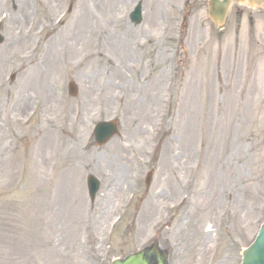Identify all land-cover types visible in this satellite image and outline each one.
I'll use <instances>...</instances> for the list:
<instances>
[{
	"label": "rangeland",
	"instance_id": "1",
	"mask_svg": "<svg viewBox=\"0 0 264 264\" xmlns=\"http://www.w3.org/2000/svg\"><path fill=\"white\" fill-rule=\"evenodd\" d=\"M27 1L14 21L0 0V264H112L154 240L171 264H241L264 220V11L236 4L220 30L208 0Z\"/></svg>",
	"mask_w": 264,
	"mask_h": 264
},
{
	"label": "water",
	"instance_id": "2",
	"mask_svg": "<svg viewBox=\"0 0 264 264\" xmlns=\"http://www.w3.org/2000/svg\"><path fill=\"white\" fill-rule=\"evenodd\" d=\"M262 1L264 2V0H249L251 4H259ZM232 2L233 0H210V17L215 23L222 24L225 22ZM132 20L136 23L141 22L140 9L132 14ZM71 91L75 92L73 85L71 86ZM116 128V125L114 126L113 124H102L97 137L99 145H104L108 139L116 134ZM91 180L94 181L95 179L92 178ZM152 262L156 264H167L166 257L155 249L147 250L139 255L129 257L125 262H116L114 264H151ZM243 264H264V223L255 242L244 253Z\"/></svg>",
	"mask_w": 264,
	"mask_h": 264
},
{
	"label": "bare ground",
	"instance_id": "3",
	"mask_svg": "<svg viewBox=\"0 0 264 264\" xmlns=\"http://www.w3.org/2000/svg\"><path fill=\"white\" fill-rule=\"evenodd\" d=\"M18 2H19V8H18V10H17V13H18V18H14L13 20L14 21H20L19 19L20 18H23L24 16H25V14H26V12L28 11L29 12V6H28V4H27V0H18ZM59 4V2L57 1V0H53V5L51 6V8H54L56 5H58ZM80 22H82L83 24H85V25H87V26H89V20L88 19H86V17H84L83 19H81V21ZM19 23V22H18ZM76 30V29H75ZM105 31H107L106 29H104ZM108 33V32H107ZM23 40L21 41V40H18V39H15V41L13 42L14 43V46L15 47H21L22 45H24V43H25V41H28V39H29V37H23L22 38ZM102 44L103 43H101L100 44V46L97 48V49H95V51H94V58L96 59V60H98V61H100V60H104V59H107L106 57H108V55H109V53L110 52H108V51H106L105 50V46L103 45L102 46ZM48 46L49 47H52L53 46V44L51 43H48ZM46 57V56H45ZM43 62V58H42V60H41V63ZM117 62V61H116ZM44 63V62H43ZM41 64L39 67H38V71H39V73L41 74V75H43V72H45V71H47V68H48V61L47 60H45V64ZM118 63V62H117ZM43 65V66H42ZM115 69H117L118 71L120 70V67H114ZM117 76V77H116ZM115 76V78L116 79H114L115 80V82H116V80L117 79H120V80H123L124 78H122V77H125V74L123 73V72H121V76L122 77H120V76H118V72H117V75ZM114 86V85H113ZM129 89H130V87H128ZM119 89V88H118ZM111 90H113V88H112V86L108 89V91H107V95H109L110 96V94H111ZM122 94V95H121ZM120 94V96H119V101L120 102H122L124 99H125V96L127 97V95H125V94H123V93H121ZM132 99V98H131ZM133 103L135 102V99L133 98V101H132ZM18 114H19V111H18ZM123 149H127V148H125V147H122Z\"/></svg>",
	"mask_w": 264,
	"mask_h": 264
}]
</instances>
